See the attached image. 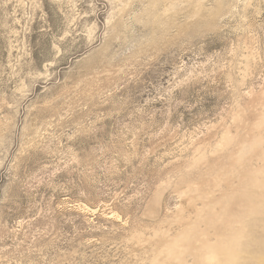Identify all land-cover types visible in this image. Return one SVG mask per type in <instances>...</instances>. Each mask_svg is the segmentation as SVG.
I'll return each mask as SVG.
<instances>
[{
  "label": "rangeland",
  "instance_id": "374dc122",
  "mask_svg": "<svg viewBox=\"0 0 264 264\" xmlns=\"http://www.w3.org/2000/svg\"><path fill=\"white\" fill-rule=\"evenodd\" d=\"M0 264H264V0H0Z\"/></svg>",
  "mask_w": 264,
  "mask_h": 264
}]
</instances>
